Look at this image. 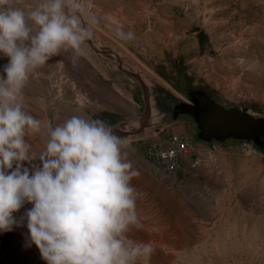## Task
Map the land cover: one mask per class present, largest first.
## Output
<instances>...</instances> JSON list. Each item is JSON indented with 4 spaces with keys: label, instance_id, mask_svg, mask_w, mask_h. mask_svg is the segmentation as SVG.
<instances>
[{
    "label": "rangeland",
    "instance_id": "rangeland-1",
    "mask_svg": "<svg viewBox=\"0 0 264 264\" xmlns=\"http://www.w3.org/2000/svg\"><path fill=\"white\" fill-rule=\"evenodd\" d=\"M39 2L12 6L27 11ZM85 4L97 19L86 55L73 63L62 52L39 69L25 110L54 124L73 114L102 119L130 139L142 227L128 235L154 248L138 264H264V0ZM117 26L134 39L117 36ZM213 105L238 114L224 132L201 125ZM172 135L195 153L164 174L146 149ZM26 141L37 156L44 149L43 132ZM24 233H0V264H45Z\"/></svg>",
    "mask_w": 264,
    "mask_h": 264
},
{
    "label": "clouds",
    "instance_id": "clouds-1",
    "mask_svg": "<svg viewBox=\"0 0 264 264\" xmlns=\"http://www.w3.org/2000/svg\"><path fill=\"white\" fill-rule=\"evenodd\" d=\"M96 23L85 0H40L27 11L0 0V233L26 227L25 246L45 264H138L154 252L128 235L142 227L130 139L102 119L73 114L54 124L25 110L30 78L62 52L73 63L86 55ZM42 132L37 156L26 135Z\"/></svg>",
    "mask_w": 264,
    "mask_h": 264
},
{
    "label": "built area",
    "instance_id": "built-area-1",
    "mask_svg": "<svg viewBox=\"0 0 264 264\" xmlns=\"http://www.w3.org/2000/svg\"><path fill=\"white\" fill-rule=\"evenodd\" d=\"M195 153L194 144L178 135L169 138L168 145L159 142L150 143L146 149L148 162L158 166L164 174H174L184 160H189Z\"/></svg>",
    "mask_w": 264,
    "mask_h": 264
},
{
    "label": "water",
    "instance_id": "water-1",
    "mask_svg": "<svg viewBox=\"0 0 264 264\" xmlns=\"http://www.w3.org/2000/svg\"><path fill=\"white\" fill-rule=\"evenodd\" d=\"M222 109L218 105H213L211 111L203 119H200L201 125L206 127L207 132L212 134L224 132L229 126L228 123L237 121L238 114L236 112L224 114V109Z\"/></svg>",
    "mask_w": 264,
    "mask_h": 264
}]
</instances>
